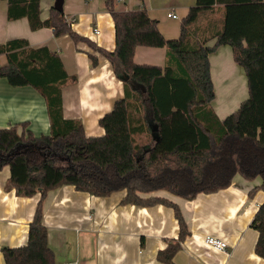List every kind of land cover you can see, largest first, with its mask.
I'll return each instance as SVG.
<instances>
[{
  "label": "trees",
  "instance_id": "16d2710c",
  "mask_svg": "<svg viewBox=\"0 0 264 264\" xmlns=\"http://www.w3.org/2000/svg\"><path fill=\"white\" fill-rule=\"evenodd\" d=\"M6 2L8 19L26 17L32 30L49 27L55 36L87 42L114 61L118 78L128 79L122 80L123 96L98 119L104 133L88 136L80 119L63 116L62 87L69 75L59 54L45 45L31 47L23 37L0 43V55L6 57L0 77L36 89L45 99L50 123V132L39 135L26 129L25 122L0 127V169L8 166L10 171L5 189L26 197L39 193L26 244L1 248L5 264H55L42 204L50 189L64 184L95 196L125 190L122 203L171 207L178 234L157 251L163 264H174L189 229L177 203L150 193L163 190L191 200L228 187L235 174L260 178L249 196L264 191V0H195L173 39L162 35L145 8L118 10L115 0H105L114 22L112 51L76 33L63 11L52 6L41 19L40 0ZM215 5L223 9L221 26L204 36L195 23ZM210 38L215 40L208 45ZM141 45L164 47V64L136 63L134 50ZM220 45H229L233 60L243 67L248 92L223 118L211 104L215 94L209 63V54ZM88 57L96 66L97 58ZM143 134L147 139L139 142ZM250 225L258 232L254 252L264 258V201Z\"/></svg>",
  "mask_w": 264,
  "mask_h": 264
},
{
  "label": "crops",
  "instance_id": "0c3cea01",
  "mask_svg": "<svg viewBox=\"0 0 264 264\" xmlns=\"http://www.w3.org/2000/svg\"><path fill=\"white\" fill-rule=\"evenodd\" d=\"M54 0H40V18L45 19ZM195 0H123L115 1L118 10L145 8L156 19L158 29L166 39L177 38L181 19ZM119 6V7H118ZM63 13L74 17L72 29L96 46L112 51L114 22L105 0H63ZM222 6L202 13L195 26L207 36L222 23ZM177 15L172 18L168 13ZM97 27L98 34L92 33ZM15 37L26 38L31 47L47 46L56 51L69 75L62 87V112L65 118L81 120L88 136L104 133L98 119L108 112L115 99L123 96V83L115 73V63L86 42L75 43L67 34L55 36L49 27L32 30L26 17L7 18V2L0 0V43ZM215 38L207 40L213 44ZM97 58L90 64L88 54ZM136 63L157 64L165 61L164 47L136 46ZM6 63L0 55V65ZM114 63V65H113ZM210 76L215 81L223 67L245 75L242 66L232 56L229 45H220L209 54ZM246 77V76H245ZM223 118L222 116H219ZM25 122L35 135L48 134L50 123L44 97L32 86H13L0 77V127ZM18 128H21L18 125ZM8 166L0 169V264H5L1 248L26 244L28 225L32 220L39 193L18 196L14 189L6 190ZM260 178L244 179L235 174L231 184L211 193H198L187 200L163 190L150 194L164 196L178 204L187 223L189 235L174 254V264H264V258L254 252L258 232L250 225L258 206L264 201V191L252 196L249 190ZM149 195V194H145ZM125 190L107 196H95L64 184L50 189L42 204V222L47 229V242L55 256V264H163L156 259L158 250L177 239L178 224L173 209L163 204L138 206L122 203ZM210 234L227 241L224 251L204 245Z\"/></svg>",
  "mask_w": 264,
  "mask_h": 264
},
{
  "label": "rangeland",
  "instance_id": "374dc122",
  "mask_svg": "<svg viewBox=\"0 0 264 264\" xmlns=\"http://www.w3.org/2000/svg\"><path fill=\"white\" fill-rule=\"evenodd\" d=\"M89 47L94 51H98L90 45ZM102 55L104 56V54ZM223 68L225 70H222L220 74H218V78H216L215 81L212 80L215 96L211 102L217 115L222 117L234 111L248 94L244 73L239 75L238 73L230 71L228 66ZM137 139L139 142H144L147 137L143 134L141 136L139 135Z\"/></svg>",
  "mask_w": 264,
  "mask_h": 264
},
{
  "label": "built area",
  "instance_id": "2783aa9c",
  "mask_svg": "<svg viewBox=\"0 0 264 264\" xmlns=\"http://www.w3.org/2000/svg\"><path fill=\"white\" fill-rule=\"evenodd\" d=\"M116 2H122L123 0H115ZM168 15L172 18H176L177 15L173 12L168 13ZM65 19L72 24L74 22V17H69L64 15ZM93 34H98L99 30L97 27H93L92 29ZM205 246L210 247L217 251H224L227 247V241L225 239L207 234L202 239ZM67 264H78L77 260H71Z\"/></svg>",
  "mask_w": 264,
  "mask_h": 264
},
{
  "label": "water",
  "instance_id": "95a60500",
  "mask_svg": "<svg viewBox=\"0 0 264 264\" xmlns=\"http://www.w3.org/2000/svg\"><path fill=\"white\" fill-rule=\"evenodd\" d=\"M63 0H54L52 7L57 11H63ZM121 80H127L128 75H121ZM142 90L144 91V87H142Z\"/></svg>",
  "mask_w": 264,
  "mask_h": 264
}]
</instances>
